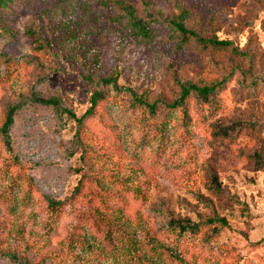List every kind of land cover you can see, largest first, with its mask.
I'll list each match as a JSON object with an SVG mask.
<instances>
[{
  "label": "rangeland",
  "instance_id": "1",
  "mask_svg": "<svg viewBox=\"0 0 264 264\" xmlns=\"http://www.w3.org/2000/svg\"><path fill=\"white\" fill-rule=\"evenodd\" d=\"M126 1L140 16L145 3L167 19L187 10L189 29L232 47L179 50L166 27L135 39L108 0L11 7L0 19L10 31L0 30V264H264V0ZM106 78L119 90L102 88ZM185 82L222 85L219 108L193 100L187 120L164 119ZM101 89L83 131L89 154L72 148L73 121L36 105L17 114L8 151L1 129L22 96H58L80 117ZM123 89L158 103L156 119H139ZM238 123L246 129L219 136ZM214 217L228 226L183 237L168 226Z\"/></svg>",
  "mask_w": 264,
  "mask_h": 264
},
{
  "label": "trees",
  "instance_id": "2",
  "mask_svg": "<svg viewBox=\"0 0 264 264\" xmlns=\"http://www.w3.org/2000/svg\"><path fill=\"white\" fill-rule=\"evenodd\" d=\"M33 0H0V19L6 18L9 15L11 7H18L24 9ZM114 5L121 12L118 17V22L120 24H125L129 29L132 36L135 39L149 40L152 37L153 29L155 27H166L173 35L179 38L178 49L183 50L191 40H194L204 47L209 44L211 47L218 50H230L232 43L230 41H218L210 40L206 41L188 28V21L190 19V14L187 10H181L179 15L174 19H167L159 16H155L151 13L149 9V4L145 3V15L140 16L134 5L127 2L126 0H108L105 6L110 8ZM3 32L10 33L7 29H2ZM32 40L38 44L37 49L39 51L49 50V44H43L39 41V37L34 32L29 34ZM58 71L50 70L48 74L44 75L43 80H45L50 75L56 74ZM264 82V80H263ZM102 88L112 86L114 90H119L115 79L106 78L101 81ZM264 85V83H263ZM104 86V87H103ZM222 90V85L214 84L211 86L200 87L190 82H185L179 84V93L175 101L170 104H164L163 107L167 110L164 117L169 118L175 116L176 113H180L183 120L188 119V110L191 108V102L197 100L204 105H211L216 109L219 108L220 103L218 101L219 93ZM131 98V108L134 112H138L140 116L139 119L144 121H152L156 119L158 111V103H149L144 97L138 95L131 89H123ZM106 98L105 91L103 89L96 91L90 99V108L82 116H76L70 109H68L61 98L58 96H51L49 98H42L36 93H31L29 96H22L16 103L9 105L5 114V121L1 129V136L5 146L8 151H11V140L9 137L10 130L14 124L15 118L19 112H21L28 105H36L45 108L53 109L61 118H66L69 121H73L76 124V131L72 139V148L77 152L82 151V157L89 154V149L85 145V139L83 137V131L85 130V122L87 119L94 118L97 114L98 105ZM167 126V124L161 123L160 129ZM247 124L238 123L233 126H225L220 128L219 136L222 139L233 138V134L236 128L239 130L246 129ZM252 126V125H250ZM79 188H81L79 186ZM210 190L214 195L221 196L223 190L218 181L216 174H210ZM79 195V189L77 188L76 194ZM50 206L56 208L64 205V203L49 202ZM212 225L220 226V228H226L228 223L226 219L214 217L212 219H207L205 221L193 222L191 220H175L171 219L168 223L169 229L173 232H177L178 236L183 237L184 235L198 236L202 230L206 227ZM219 231L216 230V234Z\"/></svg>",
  "mask_w": 264,
  "mask_h": 264
}]
</instances>
